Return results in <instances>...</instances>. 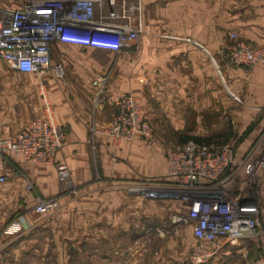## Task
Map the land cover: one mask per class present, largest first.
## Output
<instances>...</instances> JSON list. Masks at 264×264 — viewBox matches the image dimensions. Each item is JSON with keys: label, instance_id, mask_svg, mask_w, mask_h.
<instances>
[{"label": "crops", "instance_id": "crops-1", "mask_svg": "<svg viewBox=\"0 0 264 264\" xmlns=\"http://www.w3.org/2000/svg\"><path fill=\"white\" fill-rule=\"evenodd\" d=\"M143 9L144 27L135 56L54 44L51 65L62 66L61 79L50 72L21 74L0 62V137H11L30 122L45 119L43 101L65 135V145L55 153L52 165L8 154V166H0V175L7 177L0 185V264H17L26 253H21L24 247L34 243L35 230L62 229L68 221H72L71 231L82 230L77 241H91L96 261H131L133 242L148 246L143 232L147 220L161 222L167 205L186 210L177 198L148 197L129 190L138 182L165 178L163 137L182 144L188 138L225 136L239 160L264 130V117L258 115L264 106V71L232 68L222 54L229 32L264 48V0H143ZM164 36L189 38L199 46ZM213 56L219 74L211 62ZM108 72L105 96L96 101L95 84ZM224 81L241 98L240 104L228 97ZM126 93L138 98L143 117L154 134H160L152 145L139 138L116 142L103 135L91 136V127L100 129L110 122L114 102ZM226 115L235 121L232 125L240 123L237 132L228 125L220 134L212 133ZM257 116L259 120L250 127ZM57 164L67 166L71 184L79 191L76 198L61 191ZM27 182L32 191L27 190ZM259 182V202L264 205L263 176ZM50 197L59 201L55 218L34 211L38 198ZM12 221L19 223L17 232L7 230ZM186 229L192 248L191 226ZM205 246L215 250L207 264H264L261 237L238 245Z\"/></svg>", "mask_w": 264, "mask_h": 264}, {"label": "built area", "instance_id": "built-area-1", "mask_svg": "<svg viewBox=\"0 0 264 264\" xmlns=\"http://www.w3.org/2000/svg\"><path fill=\"white\" fill-rule=\"evenodd\" d=\"M143 0H24L18 8L0 7V62L21 74L41 76L47 72L63 77L60 64L51 65L54 44L74 45L110 52L115 56L137 53L144 27ZM199 46L189 38L179 39ZM230 45L224 58L231 67L246 71H264V48L230 34ZM211 62L219 74L218 66ZM109 72L95 84V99L105 92ZM240 104L237 96L229 93ZM44 103L45 119H37L11 137H0V166L7 167V155L19 154L34 164L52 165L54 155L65 145V135L51 117ZM115 113L103 128L91 127V136L103 135L116 142L139 138L152 143V128L141 112L137 97L131 93L118 96ZM263 112L264 108H259ZM166 176L156 186H165L186 206L176 212L170 223L173 233L191 226L195 243L183 264H207L215 250L206 243L238 245L257 239L259 179L264 177V131L239 160L230 144H198L192 140L170 147L165 153ZM57 178L62 192L71 187L70 172L65 164H57ZM7 177L0 175V185ZM238 186L237 189L233 187ZM131 192L144 194L143 188L131 186ZM59 210L57 197L38 198L34 211L52 216ZM18 221L7 230L17 232ZM164 231H160L162 235ZM258 264V263H255Z\"/></svg>", "mask_w": 264, "mask_h": 264}, {"label": "rangeland", "instance_id": "rangeland-1", "mask_svg": "<svg viewBox=\"0 0 264 264\" xmlns=\"http://www.w3.org/2000/svg\"><path fill=\"white\" fill-rule=\"evenodd\" d=\"M23 2L24 0H0V7L18 8L23 4ZM232 33H235V32H229L227 35V46L230 45L231 43L230 34ZM138 46H139V42H138ZM130 54L135 56L137 53H130ZM222 54L224 56V52ZM213 59L215 60L214 56H213ZM232 68H235V67H232ZM243 71L247 73L250 72L246 70H243ZM225 85L226 86L224 87V90L227 92L228 97L232 100V98L229 95V93H232V92L230 91L227 82H225ZM104 96H105V92L98 97V100L101 98H104ZM239 99L241 100V98ZM262 108H264V106ZM258 113H259L258 115L264 117L263 112H258ZM254 119L255 121L249 124L250 127L252 126V124L256 123V121L259 120V117L257 116ZM232 122H235V121H233L231 116L226 115L222 117L219 123L216 125V128L213 129L212 133L218 134L219 132L223 131L228 125L232 127L234 126L235 132H237L238 128H240L241 125L240 123L232 125ZM263 131L257 136L256 141L262 135ZM152 132H153L152 143L149 145H152L154 141L158 140V135H160L158 134L156 136V134H154L153 129H152ZM234 137L235 138L234 140H232V142L236 141L237 137L236 136ZM210 140H213L215 143H220V144L221 143L229 144L230 142L229 141L230 139H227V137L225 136L216 137L214 134L211 138L203 139L201 141L207 142ZM163 144H164L163 146L164 155L170 147L179 145L176 143L174 139H167L166 136L165 138L163 137ZM56 166H55V169H56ZM56 175H57V172H56ZM57 181H58V178H57ZM156 183H157L156 181H147V182L142 181L141 185L138 182L136 185L133 184L132 186L134 187L139 186L143 188L144 194H146L148 197L164 195V196L176 198L174 194L165 192L164 190L165 186H156L155 185ZM157 184H160V183H157ZM26 187H27V190L29 191H32L33 189L32 184H30L29 182H27ZM66 192H68L71 195V198H76V196L79 195V191H77L76 188H74L72 185L70 189ZM259 192L261 193L260 189H259ZM258 198H261L260 194ZM259 204L261 207V210L258 216L259 217V228L258 229L260 232L259 237L264 238V205L261 204L260 202ZM167 206H168L167 214L161 222L153 218V219L147 220V222L145 223L143 227V232L145 231L144 235L148 239L147 240L148 246H146L145 244V247H143L141 245L142 241L133 242L132 250H131L132 251L131 261H122V260H111V261H103V262L96 261L95 258L93 257L94 255H92L91 241L90 240H86V241L83 240L84 242L77 241L76 236L79 238L81 236L80 234L82 230L73 229L71 231L70 222L72 221H68V224H66V226L62 229L51 227L44 231L35 230L33 232L36 238L34 243H32L28 247L27 246L24 247L21 253L23 252H26V253L21 254L20 261L17 264H183L191 249L190 247L191 243L188 242L187 240V235H188V230L186 229L187 225L178 229L177 233L174 234L173 228L170 223V219L174 213L179 212L180 214H183L185 211L182 209L177 210L176 208H173V207L171 208V205H167ZM57 212L54 215L49 216V217L55 218L57 216ZM74 215L75 213H72V216H70V220L74 221V217H75ZM17 217L18 216L16 215L12 216L11 220L12 219L14 220ZM162 230L164 231V233L162 234V237H164V239L157 238V236L161 235L160 231ZM71 239H73V241H70ZM157 253H158V257L160 256L159 253H162V257L157 258L156 256Z\"/></svg>", "mask_w": 264, "mask_h": 264}, {"label": "trees", "instance_id": "trees-1", "mask_svg": "<svg viewBox=\"0 0 264 264\" xmlns=\"http://www.w3.org/2000/svg\"><path fill=\"white\" fill-rule=\"evenodd\" d=\"M188 139L192 140V141H194V142H196L198 144H206V145H208V144H211V143H215L213 140H210V141H207V142H202L201 140L196 139V138H188ZM215 144H220V143H215ZM221 144H223V143H221Z\"/></svg>", "mask_w": 264, "mask_h": 264}]
</instances>
